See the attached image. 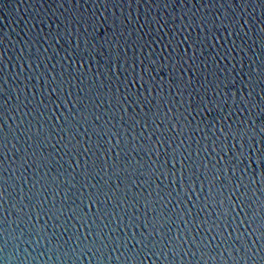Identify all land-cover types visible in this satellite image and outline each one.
<instances>
[{"label": "water", "instance_id": "water-1", "mask_svg": "<svg viewBox=\"0 0 264 264\" xmlns=\"http://www.w3.org/2000/svg\"><path fill=\"white\" fill-rule=\"evenodd\" d=\"M0 264H264V0H0Z\"/></svg>", "mask_w": 264, "mask_h": 264}]
</instances>
